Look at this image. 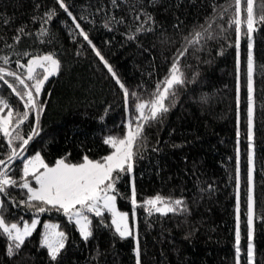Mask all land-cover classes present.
Here are the masks:
<instances>
[{
	"label": "trees",
	"instance_id": "obj_1",
	"mask_svg": "<svg viewBox=\"0 0 264 264\" xmlns=\"http://www.w3.org/2000/svg\"><path fill=\"white\" fill-rule=\"evenodd\" d=\"M230 0H65L89 38L130 91L149 95L168 73L184 38L206 26L213 8ZM55 8L57 15L46 24L41 18ZM139 16V19H137ZM151 16L152 20L147 21ZM147 21V22H145ZM228 16L217 23L225 28ZM107 25V26H105ZM23 28L24 32H18ZM215 39L189 47L180 58L186 82L178 86L176 104L159 120L144 128L139 156L133 171L122 173L116 183V206L130 211L134 183L137 202L157 193L181 199L186 211L148 215L138 207L135 238H121L109 222L107 212L90 214L92 236L85 241L62 212L39 214L40 223L18 250L8 254L10 241L0 231V264H236V170L239 158L240 264H246V70L248 39L241 36L239 105L237 103V49L234 28ZM42 29L47 32L41 35ZM140 29V31H137ZM148 29H151L150 31ZM67 14L56 0H0V56L10 63L0 67L24 73L16 61L25 64L30 54L52 53L60 61L59 71L45 82L40 94L43 112L39 135L24 155L37 151L45 163L56 158L82 161L84 155L100 159L112 149L104 143L107 135L121 130L125 103L123 92L104 63L81 36L76 34ZM19 35L17 41L15 37ZM134 36V39L129 37ZM253 53V138L252 225L253 264H264V24L252 33ZM27 52L29 55L24 56ZM43 72V70H38ZM11 81L12 78L8 77ZM29 83H31L29 81ZM0 96L13 111L24 112L19 98L0 84ZM7 109L1 114H6ZM14 119L16 117L14 116ZM35 110L20 125L23 136L30 134ZM239 129V137L237 131ZM20 141H14L19 145ZM0 134V159L10 153ZM19 150V149H18ZM136 150V149H134ZM23 155V156H24ZM21 160L12 162L10 175L20 181ZM35 183L33 182V185ZM26 190L9 187L0 194V209L6 222L36 215L19 204ZM51 218L66 235L65 247L55 261L42 246L44 218ZM108 225V226H106Z\"/></svg>",
	"mask_w": 264,
	"mask_h": 264
},
{
	"label": "snow or ice",
	"instance_id": "obj_2",
	"mask_svg": "<svg viewBox=\"0 0 264 264\" xmlns=\"http://www.w3.org/2000/svg\"><path fill=\"white\" fill-rule=\"evenodd\" d=\"M115 4V0H113ZM56 4L71 19L76 34L91 46L95 55L104 63L108 72L115 79L116 84L123 92L126 109H134L136 115L128 121L126 132L123 136L109 135L104 139V143L109 145L112 151L100 159H90L84 155L81 162H67V158L57 159L54 165L45 163L39 152L22 160V169L20 181L10 175L9 165L13 161L23 157L27 151V146L35 136L39 135V118L43 112V104L39 97L45 82L50 76L55 75L60 68V61L55 55L48 53L45 55H35L27 60L26 64L16 61L17 68H26V76L23 73L0 67V84L6 85L23 104L25 111H13L7 98L0 96V113L7 109V113L0 115V134L7 140L10 147V153L6 159H0V194L7 195L9 187H18L26 190V198L19 201V204L25 205L36 214L31 223H24L21 229L17 223H7L3 215H0V231L10 241L7 251L11 255L24 244L25 238L30 236L37 225L40 223L39 214L47 211L62 212L68 217L69 221H74L79 226L82 238L87 241L92 236V221L86 213H92L95 217L101 218L103 224L104 214H111V225L115 226V232L123 239L129 236L135 237V216L138 207H146L148 215L153 212L161 215L186 211L184 201L181 199H172L164 197L157 193L155 196L147 198L142 203L137 202V193L134 183L131 187L130 202L132 205L133 224H129V213L117 210L116 200L119 195L116 189V183L121 178L122 173H131L133 171L134 157L139 156V146L143 142V132L146 125L159 120L169 111V108L175 106L177 97V87L183 86L186 82L184 73L181 71L180 58L185 56L189 47L196 48L206 39H215L213 35L215 29L213 24L219 29V35L234 28L236 39L235 47L237 49V103L239 105V80H240V57L239 48L241 36L246 37L248 43L247 55V93H248V131L249 141L253 138V53H252V33L257 30V26L264 24V0H230L226 5L214 6L213 15L206 20V26L201 25L200 30H194L189 36L185 37V45L177 50V55L173 59L168 73L162 80L157 81L155 89L145 98L136 91H130L123 82L120 81L112 66L108 64L101 52L93 44L88 33L82 28L77 18L69 10V5L65 0H56ZM57 15L55 8L44 13L41 18L42 23H47ZM228 16V27L218 24ZM139 19V16H137ZM152 17L148 16L147 21ZM145 21V22H147ZM107 26V25H105ZM149 31L151 29H148ZM140 31V29H137ZM23 33L24 29H18ZM47 29H42L41 35L45 34ZM134 39L135 37H129ZM18 41L19 35L15 37ZM28 56L27 52L23 53ZM4 65L10 63L7 55L0 56ZM43 70V74L40 71ZM8 77H11L10 81ZM29 81L31 83H29ZM35 110V122L31 128L30 134L26 137L20 133V125L29 117V112ZM14 116L16 119H14ZM239 137V129L237 131ZM20 141L19 145L13 146L14 141ZM251 148V144H250ZM19 149V150H18ZM136 149V150H134ZM249 165H252V155L249 154ZM252 167L248 171L249 193L247 198L246 223L248 228L247 261L253 264L254 249L252 244V225L254 216V200L252 196ZM33 182L36 187H33ZM237 183V205H236V257L237 264H240V213H239V184L240 170L239 158H237L236 170ZM3 200H0V209H3ZM108 226V225H106ZM57 225L44 224L46 231L42 237V246L46 247L51 260L55 261L61 250L65 247L66 235L62 231H57ZM135 254L137 264H140L139 241H136Z\"/></svg>",
	"mask_w": 264,
	"mask_h": 264
},
{
	"label": "rangeland",
	"instance_id": "obj_3",
	"mask_svg": "<svg viewBox=\"0 0 264 264\" xmlns=\"http://www.w3.org/2000/svg\"><path fill=\"white\" fill-rule=\"evenodd\" d=\"M246 85H247V78H246ZM144 97L145 98H147L148 97V95H144ZM247 108H248V93H247V100H246V113H247ZM0 115H4V114H1L0 113ZM136 115V113H135V111H134V109H126V107H125V112H124V116H123V125H122V127H121V130H119V131H115L113 134H112V136H123L124 134H125V132H126V129H127V125H128V121H129V119L130 118H133L134 116ZM247 131H248V116H247V114H246V133H247ZM107 136H109V135H107ZM247 144H248V146H247V151H246V200H245V209H244V212H245V224H246V228H245V231H246V246H245V254H246V251H247V245H248V243H249V241H248V228H247V223H246V213H247V198H248V193H249V183H248V171H249V167H252V165H249V154L250 153H252V150H251V148H250V144H251V142L249 141V139H248V136H247ZM112 151V150H111ZM37 153V151H34V152H32V153H29L28 155H24L23 157H22V160L25 158V157H30V156H33V155H35ZM110 153V152H109ZM108 153V154H109ZM57 159H60V158H56L55 160H54V162H52V163H50L49 165L51 166V165H54V163H55V161L57 160ZM22 160H21V168H22ZM81 162V161H80ZM76 163H78V162H76ZM37 185H33V187H36ZM236 189H237V186H236ZM251 189H252V184H251ZM151 197H153V196H151ZM148 198H150V197H148ZM117 207V206H116ZM117 210L118 211H121V212H128L129 213V224H130V226L133 224V219H132V205H130V211H128V210H126V209H120V208H118L117 207ZM88 216H90V214L91 213H86ZM107 215H108V219H109V222L111 223V214L110 213H107ZM34 216L35 215H32L30 218H27V219H23V220H21V221H10V222H7V223H9V224H11V223H17L18 224V226L22 229L23 228V224L26 222V223H28V224H30L31 223V221H32V219L34 218ZM44 224H54V225H56L55 224V222L51 219V218H48V217H46V218H44L43 219V222H42V233H41V240H42V237H43V234H44V232L46 231V229L44 228ZM74 224H75V222H74ZM75 226H76V228L78 229V231H79V226L78 225H76L75 224ZM112 227L115 229V226L114 225H112ZM57 231H60L58 228L56 229ZM80 232V231H79ZM235 232H236V228H235ZM81 235V234H80ZM133 237V236H132ZM133 238H135V237H133ZM237 264V263H236ZM246 264H248V261H247V256H246Z\"/></svg>",
	"mask_w": 264,
	"mask_h": 264
},
{
	"label": "water",
	"instance_id": "obj_4",
	"mask_svg": "<svg viewBox=\"0 0 264 264\" xmlns=\"http://www.w3.org/2000/svg\"><path fill=\"white\" fill-rule=\"evenodd\" d=\"M45 54H48V53L30 54V55L26 58V60H25V64L27 63V60H28L29 58H31L32 56H35V55H45ZM23 74L26 76V68H25V71H24ZM42 74H43V72H42Z\"/></svg>",
	"mask_w": 264,
	"mask_h": 264
}]
</instances>
